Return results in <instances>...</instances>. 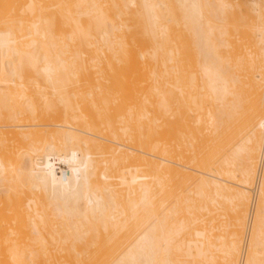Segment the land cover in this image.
Instances as JSON below:
<instances>
[{
  "label": "bare ground",
  "instance_id": "6f19581e",
  "mask_svg": "<svg viewBox=\"0 0 264 264\" xmlns=\"http://www.w3.org/2000/svg\"><path fill=\"white\" fill-rule=\"evenodd\" d=\"M217 6L0 0V264H264V19L254 63Z\"/></svg>",
  "mask_w": 264,
  "mask_h": 264
},
{
  "label": "rangeland",
  "instance_id": "374dc122",
  "mask_svg": "<svg viewBox=\"0 0 264 264\" xmlns=\"http://www.w3.org/2000/svg\"><path fill=\"white\" fill-rule=\"evenodd\" d=\"M215 5L217 4L218 6L217 7H214L213 8V16L215 17L216 15H218L220 17V15L218 13H221L220 11L218 12V9L221 10V11H224V14L226 13V16L225 18L227 19V15L229 16L228 20H234L236 21V23L238 24L241 23L242 25L239 26V24L237 25L238 26V29L236 28V26L233 28L234 29V34L236 35V37L234 38L236 41L239 39V43L237 42L236 46H238V50L241 49L239 51L240 54H242L245 59H249L250 57V61L252 60L251 57L253 58V56H255L256 52H257V49L255 47V45L253 46V44L251 43V41H249L248 39H244L242 34L243 32H251V35L252 37H255L257 36V30L256 28L258 29V27L256 26H259V22L264 19V0H211ZM253 1H256V2H259L261 4V8H262V11H261V15L259 14L261 20L259 19V16L257 15L258 13H255L253 12L254 11V8L253 6L251 5V2ZM175 2H177V0H164V7H165V10L170 7H172V9L170 11H174L173 9V5L175 4ZM230 5V6H229ZM251 8H253V10H251ZM164 12H167V11H164ZM207 13L206 14V18L209 20L212 13ZM229 13V14H228ZM233 13L236 15H233ZM222 17V16H221ZM224 17V16H223ZM222 17V18H223ZM225 19V22H227L228 20ZM259 21V22H258ZM233 22V21H232ZM228 23V22H227ZM235 23V22H234ZM235 23V24H236ZM258 23V24H257ZM224 23H222V25L220 26V29H224ZM229 27H231V25H229ZM239 27H240V30H239ZM246 27V28H244ZM239 30V31H238ZM248 30V31H247ZM238 37V39H237ZM249 41V42H248ZM250 43V44H249ZM252 44V45H251ZM253 46V47H252ZM258 54V53H257ZM256 54V55H257ZM251 55V56H250ZM248 56V57H247ZM247 57V58H246ZM254 59V58H253ZM256 59L253 60V62L255 63ZM249 60H247V63H248ZM249 61V63H250ZM252 62L247 66V68L249 69L250 67H252ZM257 65V64H256ZM256 65H253V69L250 68L251 70H249L250 72H253L255 73L256 72V69L254 66ZM246 68V69H247ZM145 87L147 84H144ZM241 160V159H240ZM251 195V194H250ZM227 218H218L217 217V222L214 223V224H211L212 227H218L219 224L218 222L219 221H223L225 222ZM210 228V227H209ZM218 229V228H217ZM214 230V235L217 236V235H223V230L221 228H219L218 230ZM222 232H221V230ZM218 243V242H216ZM221 256V255H220Z\"/></svg>",
  "mask_w": 264,
  "mask_h": 264
},
{
  "label": "built area",
  "instance_id": "2783aa9c",
  "mask_svg": "<svg viewBox=\"0 0 264 264\" xmlns=\"http://www.w3.org/2000/svg\"><path fill=\"white\" fill-rule=\"evenodd\" d=\"M260 171V170H259ZM261 174V173H260ZM254 205H255V203L253 204V206H252V210H253V208H254ZM247 239H248V237H247Z\"/></svg>",
  "mask_w": 264,
  "mask_h": 264
}]
</instances>
